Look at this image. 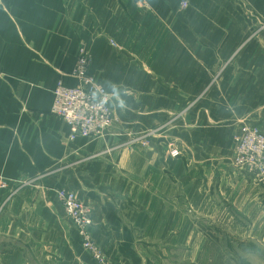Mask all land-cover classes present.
Returning <instances> with one entry per match:
<instances>
[{
    "label": "crops",
    "instance_id": "crops-1",
    "mask_svg": "<svg viewBox=\"0 0 264 264\" xmlns=\"http://www.w3.org/2000/svg\"><path fill=\"white\" fill-rule=\"evenodd\" d=\"M136 1L0 0V264H98L61 189L107 264H264V187L234 166L241 127L264 132V0ZM81 47L117 122L70 142L51 109Z\"/></svg>",
    "mask_w": 264,
    "mask_h": 264
},
{
    "label": "built area",
    "instance_id": "built-area-1",
    "mask_svg": "<svg viewBox=\"0 0 264 264\" xmlns=\"http://www.w3.org/2000/svg\"><path fill=\"white\" fill-rule=\"evenodd\" d=\"M135 5L140 10L150 11L149 6L142 1L137 0ZM186 7L187 3H183L182 8ZM112 44L117 46L114 42ZM89 66V54L82 48L74 70V77L80 86L72 88L59 83L53 92L51 113L67 124L70 142L80 138H97L116 123L108 93L90 75ZM170 156L177 159L180 153L177 149H172ZM234 166L247 172L264 187V133L259 128L244 125L235 135ZM6 188L7 183L0 179V189ZM56 193L67 217L80 235L83 248L98 264H106V259L92 236V207L84 204L73 191L61 189Z\"/></svg>",
    "mask_w": 264,
    "mask_h": 264
},
{
    "label": "rangeland",
    "instance_id": "rangeland-1",
    "mask_svg": "<svg viewBox=\"0 0 264 264\" xmlns=\"http://www.w3.org/2000/svg\"><path fill=\"white\" fill-rule=\"evenodd\" d=\"M262 29H264V25L261 27ZM255 34H257V32H255ZM255 34L252 36V38H254L255 37ZM82 48H84V47H81L80 49H82ZM85 49V48H84ZM80 51V50H79ZM89 59H90V65H91V57H90V55H89ZM89 71H90V66H89ZM63 84V83H62ZM108 93V92H107ZM108 97H109V101H110V106H111V98H110V94L108 93ZM196 102H198V101H196ZM111 108H112V106H111ZM112 111H113V109H112ZM114 113V112H113ZM182 116H183V113H181V114H179V115H174V116H172V120L169 122V124L168 125H166L165 127H163V129H166V127H168L169 125H172V124H174L175 122H177V121H179L181 118H182ZM115 117V116H114ZM116 119V118H115ZM116 122H117V120H116ZM245 125H249V124H245ZM244 126V125H243ZM258 128V127H257ZM163 129H157V130H152V131H147V132H145V133H143V134H141L140 136H138V137H136V138H132V140L130 141V144H132V145H141V146H143V147H148L149 146V144H150V139H152V138H154L155 137V135H158V134H160V132L163 130ZM263 132V131H262ZM106 133V132H105ZM239 133V132H238ZM237 133V134H238ZM264 133V132H263ZM104 134V133H103ZM103 134H101L100 136H102ZM99 136V137H100ZM98 138V137H97ZM91 139H96V138H91ZM172 147V149H177L178 150V147L177 146H171ZM171 149V150H172ZM170 150V151H171ZM179 151V150H178ZM179 153H180V151H179ZM80 199V198H79ZM61 203V202H60ZM85 204V203H84ZM62 205V204H61ZM86 205H88V204H86ZM89 206H91V205H89ZM92 207V206H91ZM83 247V246H82ZM100 248V247H99ZM84 250V252L85 253H87V254H89L85 249H83ZM101 250V249H100ZM248 254H249V251L247 252ZM104 255V254H103ZM264 258V257H263ZM107 264V263H106Z\"/></svg>",
    "mask_w": 264,
    "mask_h": 264
}]
</instances>
